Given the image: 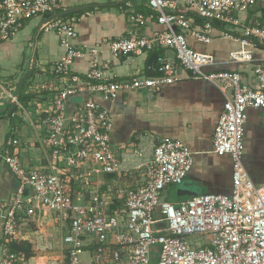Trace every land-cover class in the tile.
Returning <instances> with one entry per match:
<instances>
[{"label": "built area", "instance_id": "1", "mask_svg": "<svg viewBox=\"0 0 264 264\" xmlns=\"http://www.w3.org/2000/svg\"><path fill=\"white\" fill-rule=\"evenodd\" d=\"M144 1L149 18L165 30L148 36L128 30L93 46H76L72 20L54 17L42 22V29L53 30L64 50L54 76L65 86L51 96L42 119V143L52 164L49 170L28 168L16 154L18 139L4 140L0 158L15 176L17 188L3 205L0 264H29L31 258L11 251L9 244L32 243L29 218L44 219L46 213L56 215L62 234L54 247L44 235L34 234L40 240L37 249L59 253L43 264H81L82 250L88 247L92 248L90 264H264V187L254 186L242 164L246 110H264V61L254 65L253 85L247 84L236 71L204 72L203 67L215 64L214 56L195 50L187 40L191 36L209 43L213 22L235 24L233 13L249 10L254 0ZM61 9L62 0H0V42L12 38L28 19L47 18ZM185 12L202 20L200 29ZM128 20L144 23L146 16L131 11ZM236 40L240 48L229 54L230 59L250 61V50L264 44V23L245 26ZM103 46L114 56L169 49L175 62L159 54L151 68L159 75L115 79L106 74L110 60H101ZM80 58L88 59L89 68L82 75L71 73L70 65ZM181 69L190 77L208 80L224 94L212 144L215 153L231 158V193L163 200L164 189L181 184L192 165V153L183 143L165 139L153 145L145 180L124 189L120 204L112 208L114 200L102 199L97 190L86 203L73 202L68 187L80 170L91 166L95 173L113 174L123 169L111 147L110 113L96 98L113 101L119 92L136 89L153 93L174 82ZM80 93L88 98L67 116V98ZM57 164H63L64 170Z\"/></svg>", "mask_w": 264, "mask_h": 264}, {"label": "crops", "instance_id": "2", "mask_svg": "<svg viewBox=\"0 0 264 264\" xmlns=\"http://www.w3.org/2000/svg\"><path fill=\"white\" fill-rule=\"evenodd\" d=\"M80 5L86 8L68 17L73 21L76 37L72 43L76 46H93L104 38H115L128 30L148 36L166 29L163 24L149 18L144 0H62V10ZM131 11L144 14L145 22L131 24L128 20ZM185 13L193 26L200 29L202 20L191 12ZM233 16L235 24H211L209 43L198 42L191 36H187V40L195 50L214 56L215 64L203 67L204 72L236 71L243 82L252 84L254 65L264 61V44L260 43L250 50V61H233L229 54L240 48L236 38L245 26L264 23V0H254L249 10L233 13ZM42 20L38 16L28 19L12 38L0 42V155L4 140L16 137L18 145L15 151L20 161L28 168L49 170L52 163L48 150L42 143V119L46 115L51 96L65 86L54 76L55 65L63 58L64 50L59 46L53 30L42 29ZM102 52L101 60H110L105 70L110 77L123 79L143 75L153 77L156 74L151 69L152 66H147V61L151 58L147 53L114 56L106 46L102 47ZM159 54H164L169 61L175 62L171 50L161 49L158 50ZM88 68V59L80 58L74 60L69 69L73 74L82 75ZM28 71L30 74L22 85L25 98L22 103L18 100L19 82ZM87 98L86 93L70 95L66 101L65 114L70 109L73 112L77 104ZM96 100L110 113L111 147L121 158L123 169L113 174L95 173L91 166L80 170L68 187L73 202L86 203L90 200L91 192L96 190L102 199L114 200L113 203L115 200H124L122 191L145 180V165L152 156L153 145L165 139L180 141L192 153L190 171L182 182L184 191L196 190L199 191L198 194L231 193V158L228 154L215 153L212 144L214 128L225 100L217 86L206 79L190 77L186 70L181 69L174 82L161 85L153 93L142 89L127 90L119 92L113 101H104L99 97ZM12 103L16 106L9 114ZM243 145L242 164L245 172L255 187H264L263 109L246 110ZM56 168L64 170L63 164H57ZM16 188L15 176L0 158V242L3 205ZM176 189V186H167L162 192V199L176 202L192 196H178ZM52 215L46 213L44 219L37 216L29 218L27 228L32 249L38 248L40 242L35 235L38 233L45 236L49 231L42 228L44 223L57 226L56 233L60 238L62 231L57 224L56 215ZM55 256H59V253L56 252ZM30 258L29 264H34L38 257L34 255Z\"/></svg>", "mask_w": 264, "mask_h": 264}, {"label": "trees", "instance_id": "3", "mask_svg": "<svg viewBox=\"0 0 264 264\" xmlns=\"http://www.w3.org/2000/svg\"><path fill=\"white\" fill-rule=\"evenodd\" d=\"M62 10V9H61ZM81 12V11H79ZM75 13L77 12H74V13H70L66 16H63V17H60L61 19H66L68 17H72ZM39 17V16H38ZM149 54V56L151 57L148 61H147V66H154L155 65V62H156V56L158 55V51H155V52H151V53H147ZM76 60V59H75ZM159 75L157 72L154 76H157ZM153 76V77H154ZM19 91V96H18V100L20 102H25V98L23 96V93H24V86H22L21 89L18 90ZM72 109L68 110V116L72 114ZM12 119H14V117L12 116ZM122 202V200H115V203H113L112 205V208H114L116 205H118L119 202ZM169 201V200H168ZM9 247L11 249V251L13 252H16V253H21L23 254L24 258L25 259H29L30 257H33L34 256V251L32 249V246L29 242H21L19 244H16V243H10L9 244ZM92 248L91 247H88V248H84L82 250V254H81V262L83 261L84 264H90L89 263V256H90V252H91ZM82 262V264H83Z\"/></svg>", "mask_w": 264, "mask_h": 264}, {"label": "water", "instance_id": "4", "mask_svg": "<svg viewBox=\"0 0 264 264\" xmlns=\"http://www.w3.org/2000/svg\"><path fill=\"white\" fill-rule=\"evenodd\" d=\"M84 8H86V6H84V5H80V6H76V7H71V8H65V9H63V10H61L59 12H56L54 14H51L47 18H43L42 22H45V21H47V20H49L51 18H54V17H63V16H66V15H68L70 13H74V12H77L79 10H83ZM29 74H30V71H28L24 75V77L20 80V82H19V89L22 87V85L24 84L25 80L28 78ZM15 106H16V104L15 103H12L11 108L9 110V114L12 113V111L15 108ZM176 188H177L176 190H177L178 196H190V195H197L199 193V191H196L195 190V192H194L193 190H189V189L187 191H184L182 189L183 188L182 187V183L179 184V185H177Z\"/></svg>", "mask_w": 264, "mask_h": 264}, {"label": "rangeland", "instance_id": "5", "mask_svg": "<svg viewBox=\"0 0 264 264\" xmlns=\"http://www.w3.org/2000/svg\"><path fill=\"white\" fill-rule=\"evenodd\" d=\"M69 19V18H68ZM173 187H175V186H173ZM172 193L170 192V195H171ZM175 197V196H174ZM174 197H172V198H174ZM173 201H176V200H173ZM42 228H46V229H48L49 231H47V234L44 236V238L47 240V242H50V244L54 247V246H57L58 244H59V235H58V233H56L57 231V226H55V227H52L51 226V224L50 223H44L43 224V226H42ZM50 231H52V232H50ZM54 233H56L57 235H54ZM33 245H35V244H33ZM154 249V251L156 252L157 251V246L156 247H154L153 248ZM33 251H34V255H35V257H38L37 259H35V261L37 262L41 257H44L45 258V260H44V262L47 260V259H53V258H49V257H52V256H55L56 255V252L57 251H54V249H52V250H49V249H46L45 251H42V250H40V249H33ZM34 260H33V262H35ZM35 262V263H36ZM83 262V261H82ZM82 262H81V264H82ZM34 263V264H35ZM83 264H84V262H83Z\"/></svg>", "mask_w": 264, "mask_h": 264}, {"label": "bare ground", "instance_id": "6", "mask_svg": "<svg viewBox=\"0 0 264 264\" xmlns=\"http://www.w3.org/2000/svg\"><path fill=\"white\" fill-rule=\"evenodd\" d=\"M45 258L44 257H41L38 261H37V264H43Z\"/></svg>", "mask_w": 264, "mask_h": 264}]
</instances>
